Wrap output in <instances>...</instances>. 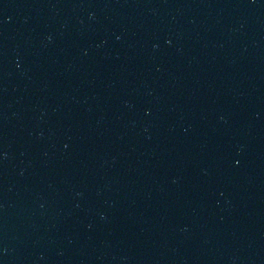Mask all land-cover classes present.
I'll return each instance as SVG.
<instances>
[{
    "label": "water",
    "instance_id": "water-1",
    "mask_svg": "<svg viewBox=\"0 0 264 264\" xmlns=\"http://www.w3.org/2000/svg\"><path fill=\"white\" fill-rule=\"evenodd\" d=\"M0 264H264V0H0Z\"/></svg>",
    "mask_w": 264,
    "mask_h": 264
}]
</instances>
